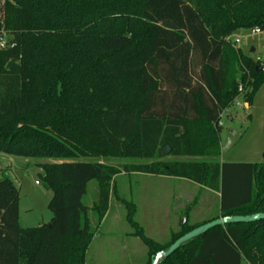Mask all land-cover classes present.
I'll return each mask as SVG.
<instances>
[{"label": "trees", "instance_id": "obj_1", "mask_svg": "<svg viewBox=\"0 0 264 264\" xmlns=\"http://www.w3.org/2000/svg\"><path fill=\"white\" fill-rule=\"evenodd\" d=\"M253 29L264 40V0H0V154L51 161L40 168L52 215L20 228L17 191L0 173V264H85L89 213L99 227L120 174L108 159L219 193L220 217L264 214V163L218 161L222 114L264 86L261 63L230 41ZM166 148L198 160L160 162ZM123 203L148 264L208 223L161 247ZM158 264H264V220L215 227Z\"/></svg>", "mask_w": 264, "mask_h": 264}, {"label": "rangeland", "instance_id": "obj_2", "mask_svg": "<svg viewBox=\"0 0 264 264\" xmlns=\"http://www.w3.org/2000/svg\"><path fill=\"white\" fill-rule=\"evenodd\" d=\"M235 40L239 43L234 47L244 56L263 59L262 34L239 30L230 37L233 44ZM220 125V163H264V86L249 105L238 99L222 114ZM197 160L167 155L159 161ZM49 162L0 154V173L11 181L18 194V223L22 229L48 225L51 221L52 215L48 210L51 193L44 189L40 168ZM104 163L118 169L120 174L110 183L108 211L99 227L95 228L96 219L89 213L95 233L85 264H148V251L128 225L123 201L134 205L135 221L145 236L161 247L167 246L182 227L196 226L193 223L207 221L217 214L219 193L207 192L202 186L188 182H184L182 191H177L159 178L126 172L125 167L132 164L128 160L108 159ZM180 192L186 195L185 199H181ZM96 198L97 184L92 181L87 185L82 203L91 208ZM177 217L179 220L173 227V220Z\"/></svg>", "mask_w": 264, "mask_h": 264}, {"label": "water", "instance_id": "obj_3", "mask_svg": "<svg viewBox=\"0 0 264 264\" xmlns=\"http://www.w3.org/2000/svg\"><path fill=\"white\" fill-rule=\"evenodd\" d=\"M163 154L167 156L169 154V149H164ZM264 220V214H254L251 216H232V217H219L215 220H212L196 229L184 234L182 237L177 239L174 243H172L169 248L164 252L157 253L152 259L150 264H158V262L162 259H166L171 256L176 250H178L182 245L187 242L198 238L204 235L209 230L215 227H223L226 225L233 224H250L254 222H258Z\"/></svg>", "mask_w": 264, "mask_h": 264}, {"label": "crops", "instance_id": "obj_4", "mask_svg": "<svg viewBox=\"0 0 264 264\" xmlns=\"http://www.w3.org/2000/svg\"><path fill=\"white\" fill-rule=\"evenodd\" d=\"M156 178H159L160 180H162V182H165L166 186H173L177 191H182L181 188L185 186L186 183L184 182H188L189 184H192L191 182L189 181H185V180H181V179H177V178H166V177H156ZM194 184V183H193ZM192 184V185H193ZM207 192H210V193H215V192H211L209 190H206ZM182 198L181 199H185L186 195H184V193L180 192L179 193ZM217 195V193H215ZM179 217V216H178ZM177 217V219H174L173 220V227H175L176 223L178 222L179 218ZM220 215H219V209L217 211V214H215L214 217L210 218L209 220L207 221H203V222H195L193 224H197V225H200L202 223H205V222H209V221H212V220H215L217 218H219Z\"/></svg>", "mask_w": 264, "mask_h": 264}, {"label": "built area", "instance_id": "obj_5", "mask_svg": "<svg viewBox=\"0 0 264 264\" xmlns=\"http://www.w3.org/2000/svg\"><path fill=\"white\" fill-rule=\"evenodd\" d=\"M251 32L253 34H260L258 29H253V30H251ZM238 43H239L238 40H235L234 44L236 45ZM4 47H5V44H4L3 40L0 39V49H3ZM256 61H259L261 63L262 72H264V60L260 59V58H257ZM241 92H242V88H239V93H241Z\"/></svg>", "mask_w": 264, "mask_h": 264}]
</instances>
